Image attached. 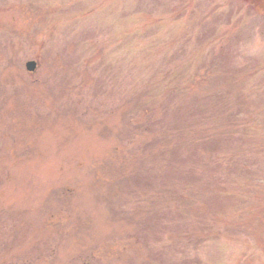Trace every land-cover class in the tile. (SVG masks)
Returning a JSON list of instances; mask_svg holds the SVG:
<instances>
[{
    "label": "rangeland",
    "instance_id": "1",
    "mask_svg": "<svg viewBox=\"0 0 264 264\" xmlns=\"http://www.w3.org/2000/svg\"><path fill=\"white\" fill-rule=\"evenodd\" d=\"M0 264H264V0H0Z\"/></svg>",
    "mask_w": 264,
    "mask_h": 264
},
{
    "label": "water",
    "instance_id": "2",
    "mask_svg": "<svg viewBox=\"0 0 264 264\" xmlns=\"http://www.w3.org/2000/svg\"><path fill=\"white\" fill-rule=\"evenodd\" d=\"M27 67L29 70H34L36 67V63L34 61H30L27 63Z\"/></svg>",
    "mask_w": 264,
    "mask_h": 264
}]
</instances>
